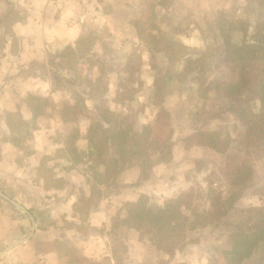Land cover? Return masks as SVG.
Returning a JSON list of instances; mask_svg holds the SVG:
<instances>
[{"label": "crops", "instance_id": "1", "mask_svg": "<svg viewBox=\"0 0 264 264\" xmlns=\"http://www.w3.org/2000/svg\"><path fill=\"white\" fill-rule=\"evenodd\" d=\"M70 1L0 0V189L25 208L23 210L4 198L6 201L0 207V251L15 240L22 242L0 256V264H161L156 259L161 257L167 261L168 257L157 248L156 259L152 257V262H142L143 256L138 250L147 244L141 238L142 232L126 227L113 229L118 211L126 202H134L143 194L157 206L180 198L192 190L195 183H200L204 175L220 170V164L212 163L211 157L219 158L225 151L197 144L193 140L196 133L212 130L194 124L191 115H186L182 122L169 110V100H164L172 114L171 120L178 119L173 123L175 128L177 124L185 126L184 130L177 129L171 136V159L161 160V150H155L149 177L140 185L133 186L140 174L139 166H133L123 172L125 186L119 193L98 184L103 194L98 201L93 199L95 181L89 173L90 163L81 152L82 148L94 152L89 140L90 126L80 129L79 114L75 118L63 115L65 105L75 103L68 97L63 98V81L74 78L75 72L69 67L59 70L54 63L59 58L64 60L61 56L65 49L76 48L78 41L90 34V25L102 20V16L97 11L100 19L92 15L91 18L81 14L76 16L73 14L75 6ZM87 3L98 9L99 3L95 0H87ZM155 7L157 11L164 10L159 3H155ZM105 13L107 17L108 12ZM104 37L98 35L95 39L104 41ZM194 38L203 39L199 34ZM124 72L120 70V73ZM142 72L145 82L141 92L149 91L151 95L141 104L147 116L143 112L139 115V127L147 124L154 127L159 125L156 124L159 107L153 102L156 76L150 70ZM93 73L91 70V79L99 76ZM57 80L62 81L60 86ZM107 85L103 96L105 100L109 97L106 105L112 109L113 102L110 101L120 89L115 82ZM31 96L45 99L43 113L36 115L32 110ZM91 102L96 108L95 97L91 96ZM119 107L117 111L121 113V105ZM57 109L59 112L55 114ZM224 117L238 122L228 111ZM17 119L30 124V131L16 128L21 133L16 132L14 123ZM76 128L79 131L73 144L80 160L73 159L67 145V138ZM105 167L98 168L99 173L104 172ZM84 200L97 203L86 206ZM91 230L97 231L91 234ZM198 232L204 231L198 229ZM118 235L124 243L120 262L113 256V238ZM132 235H136L135 238ZM203 244L201 239L197 244L187 245L186 249L195 250ZM182 251L184 249L175 257ZM134 257L139 262H132ZM191 257L189 262L183 263L209 264L192 262ZM101 259L107 262H98Z\"/></svg>", "mask_w": 264, "mask_h": 264}, {"label": "rangeland", "instance_id": "2", "mask_svg": "<svg viewBox=\"0 0 264 264\" xmlns=\"http://www.w3.org/2000/svg\"><path fill=\"white\" fill-rule=\"evenodd\" d=\"M95 1L99 3L97 10L91 8V4L89 3V5L87 0L70 1L75 6L73 14L76 16L81 14L91 18L92 15L95 19H100L96 11L102 16V20L94 23L93 26L90 25V34L82 37L83 44L78 45L81 54L75 59L77 72L81 77L91 78V70H94L93 75L95 73L101 75L103 84L108 86L107 84L115 82L120 90L116 97L110 101L113 102L110 105L112 109L106 105L109 97L105 100L103 95H96L97 107L93 108L91 95L84 92L85 89L89 90L90 88L82 87L84 90L80 89L77 96L76 91L73 94L69 88L70 85L65 80L63 81L62 96L74 100L75 95L79 104L85 105L84 109L89 110V119L85 113L78 115L81 122L80 129L88 128L92 122L96 123L98 120L100 122L101 118L108 115L105 112L107 107L110 109L108 117L111 126H123L135 119V126L139 129L138 117L146 111L143 110L141 104L151 95L149 91L141 92L145 82L142 70H150L156 78L160 77L164 82L160 84L161 87L164 85L160 99L162 101L169 100V110L175 114L174 116L180 117L184 122L183 118L186 115H191L193 119L191 121L194 124L198 123V125L212 130L207 132H216L214 140L218 142L220 148L225 149V152L219 158L210 157L212 163L220 164V170H215L209 176L204 175L203 179L200 178L201 185L199 182L195 183L192 190L181 196L183 213L187 216L189 225L195 227L196 231L201 229L204 232L201 235H191V231H189L187 243L182 247L184 251L179 257L172 258L170 262L186 264L183 262H189L192 255V262L226 264V256L221 251L229 236L227 223L243 220L242 210H251L259 205L262 206L258 208L264 209V130L261 129L260 123H257L264 108L260 99H249L247 117L248 121L253 124V130L247 135L245 127L240 122L236 124L229 120L230 117L224 119L230 105V99L226 96V85L237 77V73L231 71L232 65L226 63L224 40L227 36L230 42L241 48V50L236 49V55L231 54L232 60H236L238 55H244L246 46L252 43L250 35L261 18H264L263 9L256 0ZM155 3L163 5L164 10L158 9L157 11ZM105 12H108L107 17L103 14ZM220 14L222 15L219 16ZM224 21L226 23L223 25ZM246 29L249 30V33L246 32ZM223 31L226 33L225 36ZM198 34L203 39H195L194 36ZM98 35H104V41H97L95 38ZM177 55L179 59L176 58ZM54 64L59 70L69 67L67 59L59 58ZM120 70L125 72L120 73ZM57 81L59 83L57 85L60 86L62 81ZM167 96L169 97L167 98ZM47 105L50 104L47 103ZM119 105H121V113L117 111L120 108ZM199 105L200 107H198ZM170 111L169 113L172 115ZM54 112L56 114L59 110ZM177 117L168 123L154 126L150 142L152 151L166 149L168 138L171 139L177 129L180 131L185 129V126L178 124L175 128L173 123L178 120ZM16 121L14 123L16 132L21 133L16 128L21 131H30V124L22 123L19 119ZM257 138L258 142L254 143ZM94 150L93 153H90L87 149L82 148L81 152L90 163L91 179H94L95 185H98L101 183L98 178L100 174L98 168L101 169L107 165L111 153L110 151ZM225 155L227 156L225 157ZM249 165L252 169L251 172ZM243 166V176L238 174L241 176L238 177L237 170ZM203 167L201 166V169ZM114 191L119 193L121 189H114ZM147 200L149 208L160 207L154 202H150L149 197ZM234 200L236 202L235 210L228 217L221 218L219 223L220 220L215 215L217 205L222 206L223 204L221 208H224ZM215 201L217 205L213 204ZM83 207L84 204L80 207L82 211ZM116 221L115 218L114 222ZM96 231L91 230V234ZM142 234L141 238L146 240L147 244H143L139 248L138 254L143 256L142 262H152V257L157 258L156 247L151 246L150 235L145 232ZM135 236L132 235L133 238ZM198 236L203 239L205 244L195 250L186 249L187 245L199 243ZM120 237L118 235L113 238L114 246H117L120 256H118L119 261L124 248ZM217 251L218 254H216ZM136 258L134 257L132 262H139ZM198 258H200L199 261ZM156 260L161 264H167L162 263L167 261L161 257ZM79 261L81 262V259ZM98 262L107 261L101 259ZM248 262L249 264H264V242L258 244Z\"/></svg>", "mask_w": 264, "mask_h": 264}, {"label": "trees", "instance_id": "3", "mask_svg": "<svg viewBox=\"0 0 264 264\" xmlns=\"http://www.w3.org/2000/svg\"><path fill=\"white\" fill-rule=\"evenodd\" d=\"M256 2L264 12V0H256ZM225 23L226 21L223 22V25ZM246 32L249 33V30L246 29ZM223 34L224 36L226 35L225 31H223ZM250 37L252 43L246 46V53L244 55H238L236 60L231 59V54L236 55V49L241 50V48L237 47V44L230 42L227 36L224 40L226 63L232 65L231 71L233 73H237L236 79L229 81L226 85V96L230 99V105L227 111L235 115L237 121L245 127L246 135L253 130V124L248 121L247 117L249 99H260L259 101L264 108V18H261ZM82 44L83 42L81 40L78 41L77 48L68 47L65 49L63 56H61L68 60L69 68L76 74L74 78L65 81L70 85L69 88L73 94L76 91L77 96L80 93V89L84 90L82 87L90 88L89 90L85 89L84 92L89 93L92 97L103 95L107 90V86L103 84L101 75L95 79H91L90 77H81L77 72L75 59L81 54L78 45ZM176 58L179 59L178 55ZM161 82L160 77H157L153 97V102L159 107L156 124L171 121V115L164 105V100L162 101L160 99L164 89V85L162 87L160 86ZM30 99V105L35 114L43 113L46 104H42L41 101L45 102V99L37 96H31ZM74 100L75 103L73 105H65L63 115H69L70 118H75L78 112V114L85 113V116L89 118V110L87 108L84 109L85 105L79 104V101L75 99V95ZM105 112L109 115L110 109L108 107L105 108ZM108 115L101 118L100 122L98 120L96 123H91L89 140L93 151L96 149L97 151H110L111 153L105 171L100 173L98 178L101 180L100 184H104L107 187L106 190L111 189L110 191L113 192L112 189L120 190L125 186L122 182V174L130 167L139 166L140 169L139 180L134 181L133 186L140 185L143 180L149 177L154 152L150 149L154 127L147 124L137 129L135 119L132 122H127L123 126H111ZM258 122L260 123L261 129L263 128L264 130V112L258 118ZM78 131V128H76L74 133L67 138V145L74 160H80V155L73 144ZM215 133L200 131L196 133L193 140L199 145L225 151L214 140ZM255 142H258V138ZM172 147L173 142L168 138L166 149H162L160 153L161 160L169 161L171 159ZM243 169L244 166L239 168L237 175L240 174L243 176ZM249 171H252L251 167ZM240 175L238 177H241ZM102 194L99 185H94L92 188L93 199L98 201L97 199ZM4 201L6 200L0 196V207ZM96 201L84 200L83 203L86 206H91L93 204L95 205L97 203ZM259 201L262 203L261 198H259ZM147 203L148 200L144 194L134 202H126L117 213L118 217L116 218L117 221L112 225L113 229L126 227L147 233L151 237L153 246L161 253L167 255V262H169L175 257L178 251L182 250L183 245L187 243L189 231H191V235H201V233L198 230L196 231L195 227L189 225L187 216L183 213L181 197L168 200L163 206L157 209L149 208ZM213 204L217 205L216 201ZM235 205V200L224 208H221L223 204L222 206L217 205L215 212L217 219L220 220L221 218L228 217L235 210ZM261 206L259 205L258 207ZM258 207L251 210H240L244 219L241 218L243 220L227 223L226 227L229 229V236L221 251L226 256V264H235L234 262H238L237 264H249L248 261L251 260L258 244L264 242V209ZM198 237L201 240L200 236ZM216 254H218V251ZM113 256L117 262H120L117 246L113 247Z\"/></svg>", "mask_w": 264, "mask_h": 264}, {"label": "water", "instance_id": "4", "mask_svg": "<svg viewBox=\"0 0 264 264\" xmlns=\"http://www.w3.org/2000/svg\"><path fill=\"white\" fill-rule=\"evenodd\" d=\"M0 196H2L3 198H5L6 200L12 202L14 205H16L17 207L25 210V208L19 204L18 202L14 201L12 198H10L8 195H6L1 189H0ZM22 242V240H15L12 244H10L7 248H5L4 250L0 251V256H2L5 252H7L8 250L13 249L17 244H20Z\"/></svg>", "mask_w": 264, "mask_h": 264}]
</instances>
